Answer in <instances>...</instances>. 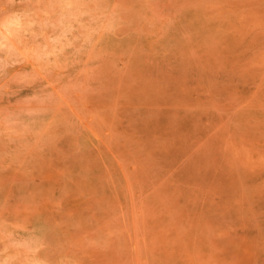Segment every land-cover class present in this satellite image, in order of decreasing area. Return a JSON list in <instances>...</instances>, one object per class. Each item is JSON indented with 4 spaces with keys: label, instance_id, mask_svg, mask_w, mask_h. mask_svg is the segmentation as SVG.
Segmentation results:
<instances>
[{
    "label": "rangeland",
    "instance_id": "rangeland-1",
    "mask_svg": "<svg viewBox=\"0 0 264 264\" xmlns=\"http://www.w3.org/2000/svg\"><path fill=\"white\" fill-rule=\"evenodd\" d=\"M0 264H264V0H0Z\"/></svg>",
    "mask_w": 264,
    "mask_h": 264
}]
</instances>
